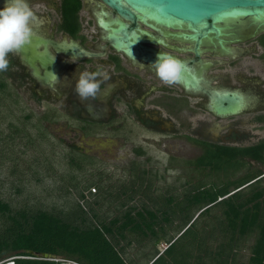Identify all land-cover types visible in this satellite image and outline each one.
Returning a JSON list of instances; mask_svg holds the SVG:
<instances>
[{
    "label": "flooded vegetation",
    "instance_id": "1",
    "mask_svg": "<svg viewBox=\"0 0 264 264\" xmlns=\"http://www.w3.org/2000/svg\"><path fill=\"white\" fill-rule=\"evenodd\" d=\"M92 1L96 3L97 8L101 9L99 13L93 15H95L96 24L102 33L97 39L89 41L83 33L81 13L84 5L82 0V8L79 12L81 30L76 38L61 29L63 22L62 0H28L37 17L33 23L34 35L32 38L43 42L36 53L37 56H46L48 53L56 61L48 63V71H54L53 76L48 81L50 84L47 85H43L33 78L30 68L22 63L23 56L20 52L10 56L11 65L8 71L3 73H8L5 75L15 78L14 85L19 91L25 90L29 93L31 101L36 106L40 107L44 104L50 106L47 115L44 116L48 125L56 120L58 112H62L70 121L74 122V125L70 127L71 132L64 137L65 139L108 141L115 146L114 151L116 152H112L111 156L116 158L120 151L117 145H120L121 141L125 143L132 137L141 134H148L151 137L159 136L160 140L157 143L163 144L161 146L164 149L162 154L166 156L168 162L165 171L171 170L172 165L185 155L186 147L184 145L186 142L191 146L193 152L199 154V157L213 146L245 148L255 145H243L245 141L255 136L250 131L246 132L244 127L247 126L246 124L254 127L264 125V112L261 109L264 108V98L249 90L211 86L208 79L209 86H200L208 92L197 91L189 70L191 72L199 70L204 73L213 65V63L201 60V55L205 52L219 53L222 57H231L237 53L234 49H232V53L224 52L220 41L228 47V44L253 40L262 49V52L259 53L261 60L264 53V48L260 44V38L264 37V15L258 21H255L254 17H249L238 19L232 23L219 24L218 26L222 28V35L210 34L201 39V44L198 47L196 40L185 37L193 35V32L187 27L183 29L169 28L150 21L147 24L141 19H138L137 23H133L121 18L116 11L107 7L101 0ZM4 6L5 0H0V9H3ZM91 11L93 13L92 9ZM99 16L111 23L109 27L114 23L111 27L113 29H118L119 24L132 28L131 35L135 32L138 38L132 35L131 41L141 47L136 52L143 58L129 57L126 52L119 51L110 40L106 39L107 33L104 32ZM142 27H146L150 31L145 32ZM72 40L96 56L81 58L66 55L64 51L72 43ZM157 46L174 53L191 55L188 59H180L185 65V70L179 84L165 85L149 67L151 64L149 59L155 60L157 53L163 52L161 49H155ZM132 51L135 52V48H132ZM98 66H103L102 70L107 73L109 79L101 85V91L97 98L81 100L75 91L76 79L80 72H94ZM36 67L39 74L43 75L44 69L40 67L39 63H36ZM54 74L58 76L59 80ZM229 77L228 73H225L220 78L223 81H228ZM238 77L239 75L231 78L242 81ZM210 80L212 81V79ZM243 83L250 87L261 85L264 88V82H259L258 77H252ZM213 89L221 94L224 93V90H230L237 95L246 96L248 99L245 102L249 107L246 111H257L259 114L253 116L250 121L221 123V119L226 117L219 118L210 108L215 101L211 93ZM85 144L87 145V143ZM128 147L130 149L127 148L129 153L125 156V161L131 192L138 194L135 190L139 187L143 189V186L145 192L142 190L141 192L145 194L154 192L157 190L156 184L147 179L151 174L146 170L149 162L147 148L142 143L128 145ZM85 148V145L76 147L84 153L82 159L94 156L92 150ZM244 160L248 159L240 158L239 161L244 162ZM159 163L161 162L159 161ZM256 163L264 167V164ZM244 167L212 172L210 169L195 166V170L221 174L224 177L223 181L219 180L216 183L201 186V190H205L207 187L209 189L214 186L221 187L226 184L230 190H233L238 182L244 179L242 177L233 179V177L242 172ZM263 178L264 174L256 176L244 186L245 188H242L246 189L254 184L257 185L256 183H259Z\"/></svg>",
    "mask_w": 264,
    "mask_h": 264
},
{
    "label": "rangeland",
    "instance_id": "2",
    "mask_svg": "<svg viewBox=\"0 0 264 264\" xmlns=\"http://www.w3.org/2000/svg\"><path fill=\"white\" fill-rule=\"evenodd\" d=\"M82 1L84 5L81 13L83 33L91 41L101 35L95 15H93L95 14L93 7L96 8V3L92 0ZM145 31L150 30L145 27ZM170 43L174 44L172 41ZM232 47L243 49L241 55L222 57L219 53L211 52L201 55L203 61L214 62L213 67L204 71L207 78L213 79L210 81L211 86L236 87V89L252 91L264 98V88L261 85L250 87L243 83L252 77H258L259 82H264V63L259 58L262 49L253 40L232 43ZM155 49H161L178 59H188L191 56L187 53H174L159 46ZM225 73H228L230 80H221V75ZM5 74L8 73H3L2 78L6 83V89H0V197L10 204L13 213L39 209L62 214L63 217L67 216V213H76L78 217L84 215L91 224H100V222L108 223L113 218L120 217L131 207L135 208V211L143 208L155 211L159 218L163 217V212L167 211L170 213L171 223L163 225L166 227L168 236L156 246L146 239L134 240L131 245H128L126 241L121 243L125 248V261L129 264H147L152 258L161 255L166 250L169 239L181 236L183 233L178 234L181 227L180 215L178 213L172 215L170 208H174L177 202L182 201L186 195L199 191L201 186L224 180L221 174L195 170V165L192 163L199 157V154L193 152L187 142L184 145L185 155L172 165L171 170L165 171L168 162L166 156L162 154L163 144L157 143L160 140L159 136L151 137L148 134H141L125 143L121 141L120 145H117L120 149L117 158L111 156V153L116 151H114L115 146L108 141L65 139L64 137L71 132L70 127L74 125V122L62 112H58L56 120L48 125L44 116L47 115L50 106L47 104L36 106L31 101L29 93L25 90L19 91L14 85L16 79ZM237 75L242 81L231 78ZM261 109L264 112V108ZM256 114L259 113L245 111L239 115L221 119V123L250 121ZM246 125L244 127L246 132L250 131L255 136L245 141L243 145L257 144L264 140V125L261 127ZM141 143L148 152L149 162L146 170L151 174L147 179L156 184L157 190L145 194L141 192V190L145 192L143 186L138 194H134L129 187L130 179L126 172L125 156L129 153L128 145ZM84 145L85 149L92 150L94 153V156H89L90 158L86 160L82 159L84 153L76 149ZM73 158L80 160L78 162L81 163L82 169L75 168L71 164ZM244 162L246 165L243 171L236 174L233 179L240 177L252 179L264 174V167L258 163L250 160H244ZM92 183L94 185L89 187ZM256 184L258 188H264V178ZM249 189L250 187L244 189L243 192L250 193ZM121 191L125 192L121 193ZM170 199L172 202L169 204ZM222 212L223 210L216 207L201 217L199 214L195 215L196 217L191 222V224L195 223L193 232L198 229L199 234L202 232V236L214 232L213 237H206L207 240L216 238L217 242L211 240L207 243L212 252L217 250L218 243L223 239L220 231V223L224 220ZM5 221L8 220L0 214V223ZM189 236L191 234L185 236V240ZM254 242L255 234L239 242L233 254L235 256L233 264H249ZM10 261L11 259H1L0 264ZM73 263L68 261L64 264Z\"/></svg>",
    "mask_w": 264,
    "mask_h": 264
},
{
    "label": "trees",
    "instance_id": "3",
    "mask_svg": "<svg viewBox=\"0 0 264 264\" xmlns=\"http://www.w3.org/2000/svg\"><path fill=\"white\" fill-rule=\"evenodd\" d=\"M81 8V0H62L61 29L75 38L81 30ZM260 44L264 48V37L260 38ZM261 60L264 62V53ZM2 73L0 89L5 90ZM240 158L264 164V140L245 148L213 146L192 164L212 172L229 171L246 165V162L239 161ZM78 161L73 158L71 164L82 169ZM254 178L240 180L234 191L227 184L205 190L200 188L178 201L170 210L172 215H180L178 234L183 233L169 239L166 250L147 264L154 260L153 264H233V254L239 242L251 234H255V242L249 264H264V188L252 185L250 193L243 192L244 186ZM140 190L141 187L135 191L139 193ZM171 202L172 199L169 204ZM216 207L223 210L224 220L220 223V231L225 240L222 239L217 250L212 252L207 243L211 240L217 242L216 238L207 240L206 237H213L214 232L202 236L198 229L193 232L195 223L191 222L195 215L201 217ZM0 214L8 220L0 223V260L11 259L14 264H64L68 261L76 264H129L125 261L122 241L131 245L134 240L146 239L156 246L168 236L163 224L171 223L167 211L159 218L155 211L147 208L135 211L132 207L120 217L100 224H91L84 215L78 217L76 213H67L64 217L41 209L13 213L10 204L1 197ZM189 234L191 236L185 240ZM43 254H49L53 260L45 259Z\"/></svg>",
    "mask_w": 264,
    "mask_h": 264
},
{
    "label": "water",
    "instance_id": "4",
    "mask_svg": "<svg viewBox=\"0 0 264 264\" xmlns=\"http://www.w3.org/2000/svg\"><path fill=\"white\" fill-rule=\"evenodd\" d=\"M103 4L112 10L116 11L121 18L137 23L138 19L148 24V21L158 25L183 29L187 27L193 32V35L185 36L188 39L196 40L198 47L201 44V39L206 38L210 34L217 36L222 35V28L219 24L236 22L238 19L254 17L258 21L264 15V0H101ZM94 13H99L100 8L93 7ZM99 21L107 33L106 39L119 51H124L126 54L133 58L142 59L136 51L140 50V46L131 41L132 37H137L134 32L131 35L132 28L119 24L118 29L111 28L110 22L99 16ZM116 23V22H115ZM116 25V24H115ZM141 27V24H140ZM145 31V27H142ZM101 32V30H100ZM149 32V31H145ZM102 33V32H101ZM139 42V41H138ZM42 40H35L32 38L31 43L25 46L20 53L22 54V63L28 66L31 70L33 78L38 80L43 85L50 84L48 81L53 76L54 71H48V63H55L56 61L51 58L50 54L37 56L36 51L41 47ZM46 43V42H44ZM220 45L224 52L232 53V49L236 50V54L242 53L243 49L233 48L232 44H226L220 41ZM126 49H125V48ZM152 47V46H151ZM135 48V52L132 51ZM146 48V47H145ZM65 54L70 57L89 58L94 57L96 54L85 50L77 42L72 40V43L65 49ZM150 58V56H149ZM203 60V58H201ZM155 60L149 59L152 63ZM36 63L44 69V74H39ZM214 63V62H212ZM213 67V65L211 66ZM209 67V68H211ZM208 68V69H209ZM191 80L197 91L203 90L201 85L209 86L210 78H207L203 71H190ZM206 77V78H205ZM209 81H208V80ZM213 81V79H212ZM236 88V87H228ZM213 94L214 103L210 106L211 110L220 117L236 116L248 107L245 102L248 99L246 96L237 95L230 90H224L221 94L217 90L211 92ZM47 260L51 259L49 254H43ZM155 261V260H154ZM152 261L150 264H153Z\"/></svg>",
    "mask_w": 264,
    "mask_h": 264
},
{
    "label": "clouds",
    "instance_id": "5",
    "mask_svg": "<svg viewBox=\"0 0 264 264\" xmlns=\"http://www.w3.org/2000/svg\"><path fill=\"white\" fill-rule=\"evenodd\" d=\"M36 19L28 0H5V6L0 9V72L8 71L11 55L20 52L31 43L34 35L33 23ZM102 67L98 66L94 72L79 73L75 91L81 100L95 99L99 95L101 85L109 79ZM149 67L157 78L168 86L179 84L185 70V65L180 59L161 51L157 53L155 61ZM55 77L59 80L57 75ZM6 264L14 263L11 260Z\"/></svg>",
    "mask_w": 264,
    "mask_h": 264
},
{
    "label": "built area",
    "instance_id": "6",
    "mask_svg": "<svg viewBox=\"0 0 264 264\" xmlns=\"http://www.w3.org/2000/svg\"><path fill=\"white\" fill-rule=\"evenodd\" d=\"M73 264H76V263H73Z\"/></svg>",
    "mask_w": 264,
    "mask_h": 264
}]
</instances>
